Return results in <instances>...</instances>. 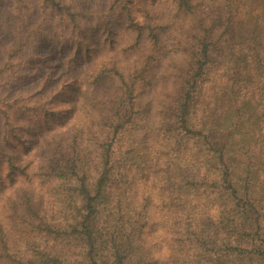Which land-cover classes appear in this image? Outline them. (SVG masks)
Masks as SVG:
<instances>
[{"label": "trees", "instance_id": "16d2710c", "mask_svg": "<svg viewBox=\"0 0 264 264\" xmlns=\"http://www.w3.org/2000/svg\"><path fill=\"white\" fill-rule=\"evenodd\" d=\"M0 17V264H264V0Z\"/></svg>", "mask_w": 264, "mask_h": 264}, {"label": "rangeland", "instance_id": "374dc122", "mask_svg": "<svg viewBox=\"0 0 264 264\" xmlns=\"http://www.w3.org/2000/svg\"><path fill=\"white\" fill-rule=\"evenodd\" d=\"M1 18V17H0Z\"/></svg>", "mask_w": 264, "mask_h": 264}]
</instances>
